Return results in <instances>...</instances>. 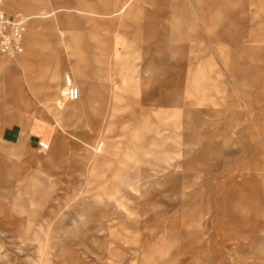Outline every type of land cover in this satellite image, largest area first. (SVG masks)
I'll use <instances>...</instances> for the list:
<instances>
[{
	"label": "rangeland",
	"instance_id": "374dc122",
	"mask_svg": "<svg viewBox=\"0 0 264 264\" xmlns=\"http://www.w3.org/2000/svg\"><path fill=\"white\" fill-rule=\"evenodd\" d=\"M123 2L3 0L0 264H264V0Z\"/></svg>",
	"mask_w": 264,
	"mask_h": 264
},
{
	"label": "built area",
	"instance_id": "2783aa9c",
	"mask_svg": "<svg viewBox=\"0 0 264 264\" xmlns=\"http://www.w3.org/2000/svg\"><path fill=\"white\" fill-rule=\"evenodd\" d=\"M26 21L27 18L24 16L8 13L4 8L3 0H0V54L13 57L22 53ZM36 150L38 153H45L49 150V144L38 140Z\"/></svg>",
	"mask_w": 264,
	"mask_h": 264
},
{
	"label": "crops",
	"instance_id": "0c3cea01",
	"mask_svg": "<svg viewBox=\"0 0 264 264\" xmlns=\"http://www.w3.org/2000/svg\"><path fill=\"white\" fill-rule=\"evenodd\" d=\"M91 2L93 3V0H62V3L65 4V5H62L64 7H72V5H75L78 4V3H81V2ZM104 1V0H102ZM131 0H124L123 2V5L122 7H124L125 5H127ZM94 4V3H93ZM90 9H92L91 7H89ZM28 36H29V39L31 40L32 37H33V32L32 31H29L28 33ZM26 62V59L23 60V63ZM68 79V84L65 83V87L63 89V94L66 96V95H69L72 91V89L69 87L70 85L72 86V80H70V77L68 74H66L64 76V79ZM65 82V81H64ZM95 87V86H94ZM20 133H21V130L20 129H16L14 127H9V128H5L3 130V136L8 139V140H17L18 139V136H20ZM49 128L48 126L46 125V123H44L43 121H40L38 119H33L32 122H31V125H30V134L32 136H39L41 138H43L44 140H46V142L48 143L49 142ZM49 144V143H48Z\"/></svg>",
	"mask_w": 264,
	"mask_h": 264
}]
</instances>
